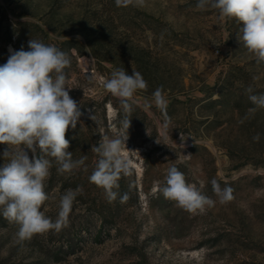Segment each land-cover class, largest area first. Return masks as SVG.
I'll list each match as a JSON object with an SVG mask.
<instances>
[{
	"label": "rangeland",
	"instance_id": "obj_1",
	"mask_svg": "<svg viewBox=\"0 0 264 264\" xmlns=\"http://www.w3.org/2000/svg\"><path fill=\"white\" fill-rule=\"evenodd\" d=\"M196 3L146 0L125 8L115 0H0V65L10 48L29 50L31 39L67 53L66 87L82 113L66 132L68 151L74 160L87 156V171L71 174H59L49 158L46 216L55 221L60 197L82 188L67 227L20 243L18 226L0 215V264H264V109L249 113L255 106L245 91L264 94V63L238 40L242 22L220 20L218 11ZM120 68L140 72L148 84L134 97L121 150L130 173L114 191L128 193L124 203L120 196L109 202L89 182L98 159L92 146L103 136L122 138L125 114L104 87ZM158 87L167 127L153 103ZM7 147L0 144V167ZM173 166L215 206L190 213L166 199L161 188ZM213 179L233 189L232 201L219 203Z\"/></svg>",
	"mask_w": 264,
	"mask_h": 264
},
{
	"label": "clouds",
	"instance_id": "obj_2",
	"mask_svg": "<svg viewBox=\"0 0 264 264\" xmlns=\"http://www.w3.org/2000/svg\"><path fill=\"white\" fill-rule=\"evenodd\" d=\"M145 3L146 0H115L117 7L125 8H142ZM196 8L216 10L220 20L242 22L238 40L257 63H264V0H197ZM28 49L21 47L13 51L10 48L7 62L0 65V144L8 146L3 153L5 163L0 167V215L18 226L16 237L20 243L67 227L73 203L82 192L79 186L75 190L68 189L60 197L55 221L46 216L41 209L49 199L44 183L53 167L49 158L55 160L59 174H71L81 167L87 171V156L74 160L72 152L68 151L70 141L66 139L69 127L75 129L82 114L66 87L65 69L71 61L66 52L39 40H29ZM104 87L119 100L125 114L121 121L122 138L103 136L98 146H92L98 159L89 182L104 189L109 202L120 196V202L124 203L129 199L128 193L120 195L114 191L119 189L122 175L130 173L121 150L128 138L133 105L137 104L134 97L137 92L146 91L148 84L140 72L128 75L120 68L111 73ZM245 91L255 106L248 110L249 113L264 109V94H253L251 86ZM152 95L155 107L164 114L167 127L170 118L163 88L158 87ZM151 106L146 103L144 109ZM259 139V133L253 137L256 142ZM26 149L31 151V159ZM211 184L220 204L234 199L230 186L221 188L215 179ZM161 192L166 199L175 201L178 207L190 213L203 212L216 203L187 182L185 174L175 166L168 169Z\"/></svg>",
	"mask_w": 264,
	"mask_h": 264
},
{
	"label": "trees",
	"instance_id": "obj_3",
	"mask_svg": "<svg viewBox=\"0 0 264 264\" xmlns=\"http://www.w3.org/2000/svg\"><path fill=\"white\" fill-rule=\"evenodd\" d=\"M220 102L221 101L219 99L212 100V103H220ZM66 139H68L70 141L69 136H67V135H66Z\"/></svg>",
	"mask_w": 264,
	"mask_h": 264
}]
</instances>
